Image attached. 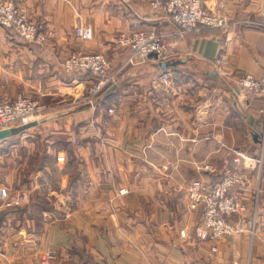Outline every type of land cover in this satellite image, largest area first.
<instances>
[{
    "label": "crops",
    "instance_id": "crops-1",
    "mask_svg": "<svg viewBox=\"0 0 264 264\" xmlns=\"http://www.w3.org/2000/svg\"><path fill=\"white\" fill-rule=\"evenodd\" d=\"M12 1L51 36L29 43L0 26V100L26 96L41 106L34 125L0 140V186L9 190L0 196V264H39L46 252L49 264H264V164L260 175L245 170L258 188L256 212L251 190L246 213L232 217L243 231L218 241L194 237L199 216L185 190L220 177L233 151H258L264 95L231 89L214 62L222 52L236 72L264 75L261 0L220 8L221 0H200L231 24L184 36L148 0ZM78 25L92 37H78ZM131 29L165 33L175 52L168 65H126L114 39ZM72 51L103 52L121 68L94 104L83 97L89 76L62 68Z\"/></svg>",
    "mask_w": 264,
    "mask_h": 264
},
{
    "label": "built area",
    "instance_id": "built-area-1",
    "mask_svg": "<svg viewBox=\"0 0 264 264\" xmlns=\"http://www.w3.org/2000/svg\"><path fill=\"white\" fill-rule=\"evenodd\" d=\"M130 5L131 0H119ZM155 13L165 17L177 28V33L184 36L189 33L197 34L204 27L228 28L231 20L222 13L203 6L200 0H148ZM226 0L219 1V8L223 7ZM259 14L264 26V0H261ZM248 22V21H246ZM234 24L237 21L232 22ZM257 24V22H251ZM0 25L10 29L17 36L31 43H43L49 34L39 31L12 0H0ZM75 34L82 39L92 37V29L87 25L75 27ZM118 47L129 49L130 55L127 63L131 65L143 64L149 60L159 62L174 57L171 45L167 41V35L155 29L149 30H122L114 39ZM62 68L68 73H83L89 76L90 84L87 88L85 101L90 102L93 93L116 84L114 73L111 71V63L107 55L98 51H72L62 61ZM216 74L224 80H231L236 88L244 95L250 97L264 95V75L256 78L245 72H236L228 67L222 52L218 54L214 62ZM41 106L26 96L6 98L0 100V130L30 123ZM112 111V109H109ZM264 113V110H263ZM19 124V125H18ZM258 151L251 156L245 152L233 151L232 166L225 168L220 177L212 182L192 180L186 187L187 206L191 210L200 209V218L195 228L194 236L198 240H219L233 236L242 231L233 220L232 216H243L247 211V199L254 190L253 209L257 208L258 188L252 187L251 177L245 170H256L261 174L264 164V127L258 132ZM58 161H63V156H56ZM244 170H242L240 167ZM208 169V166H204ZM9 190L0 186V196L7 197ZM20 200L26 199L22 193ZM254 214L250 234L254 235ZM185 231H180V236L185 237ZM211 251L215 252L216 246ZM54 258L52 252H46L40 258V264H48Z\"/></svg>",
    "mask_w": 264,
    "mask_h": 264
},
{
    "label": "rangeland",
    "instance_id": "rangeland-1",
    "mask_svg": "<svg viewBox=\"0 0 264 264\" xmlns=\"http://www.w3.org/2000/svg\"><path fill=\"white\" fill-rule=\"evenodd\" d=\"M3 1H5V0H3ZM120 2V1H119ZM121 3V2H120ZM121 4H123V3H121ZM19 7V6H18ZM20 8V7H19ZM23 10V9H22ZM23 12L25 13V11L23 10ZM26 14V13H25ZM27 16V15H26ZM28 18V17H27ZM33 23V22H32ZM34 24V23H33ZM35 26H36V24H34ZM1 26V25H0ZM3 27V26H2ZM37 27V26H36ZM7 29V28H6ZM149 30V29H148ZM14 33V32H13ZM42 33H44V34H49V36H51L50 34H51V32H47V33H45V32H42ZM15 34V33H14ZM16 35V34H15ZM49 36L47 37V38H45V40L43 41V43H41V44H44L45 43V41L49 38ZM19 37V36H18ZM19 38H21V37H19ZM22 39V38H21ZM22 40H24V39H22ZM25 41V40H24ZM27 42V41H26ZM31 43H33V42H31ZM37 44V43H36ZM39 44V43H38ZM117 46V45H116ZM118 47V46H117ZM119 48H121V47H119ZM122 50H127V52H128V57H129V55H130V50L129 49H125V48H122ZM105 54V53H104ZM106 55V54H105ZM127 57V58H128ZM109 58V57H108ZM109 60H110V58H109ZM110 63H111V71L114 73L113 75L115 76V81H116V83L118 82V76H119V74L121 73V68H116V66L115 65H113V62L110 60ZM125 64L126 65H130V66H138V65H140V64H138V65H131V64H128L127 63V59L125 60ZM66 72V71H65ZM68 73V72H67ZM218 76V75H217ZM120 77V76H119ZM221 78V77H220ZM222 80H224L223 78H221ZM225 81H231V80H225ZM232 82V81H231ZM233 83V85L234 86H231L230 88L232 89V88H236V85H235V83L234 82H232ZM114 85H116V84H114ZM113 85V86H114ZM89 86V85H88ZM112 87V86H111ZM111 87H108V88H105V89H102V90H99L97 93L95 92V93H93V104H94V102L95 101H97L98 99V97H99V100H100V98H101V96H102V94L103 93H105L107 90H109ZM88 88V87H87ZM233 91V90H232ZM86 94H87V91H86ZM84 98L85 97H87V95H84L83 96ZM28 98H30V97H28ZM30 99H32V98H30ZM1 100H4V99H1ZM33 100V99H32ZM33 101H35V100H33ZM36 102V101H35ZM38 104V103H37ZM39 105V104H38ZM109 109H112V111H109ZM114 112V109H113V107L112 108H108V113H110V114H112ZM32 122V121H31ZM30 122V123H31ZM19 125V124H18ZM23 125V124H22ZM10 138V137H9ZM8 138V139H9ZM13 138V137H12ZM257 140H258V138H257ZM5 152H7V151H5ZM58 156V155H57ZM60 156H62V155H60ZM251 156H253V155H251ZM194 180H197V179H194ZM199 180V179H198ZM119 193L120 194H124V190H119ZM187 199V198H186ZM21 201H23V200H20V198H18L17 199V203H19V202H21ZM187 204V203H186ZM187 206V205H186ZM187 208L189 209V210H191V208H189L188 206H187ZM192 211V210H191ZM194 211V210H193ZM195 211H197L198 212V216H199V218H200V215H201V213H200V209H198V210H195ZM233 217V216H232ZM199 221V220H198ZM198 221H197V223H198ZM197 223H196V225H195V227H194V232H195V228H196V226H197ZM185 231V230H184ZM242 231H243V229H242ZM250 233V232H249ZM195 237V236H194ZM229 237V236H228ZM182 238H184V237H182ZM226 238V237H225ZM223 239V238H222ZM220 240V239H219ZM211 241H214V240H211ZM216 241V240H215ZM218 241V240H217ZM211 250V249H210ZM41 258V257H40ZM52 260V259H51ZM51 260H49L48 261V264H49V262L51 261ZM39 264H40V261H39Z\"/></svg>",
    "mask_w": 264,
    "mask_h": 264
},
{
    "label": "water",
    "instance_id": "water-1",
    "mask_svg": "<svg viewBox=\"0 0 264 264\" xmlns=\"http://www.w3.org/2000/svg\"><path fill=\"white\" fill-rule=\"evenodd\" d=\"M159 65L160 66H167L168 63L165 61H162V62H159ZM215 74H216V72H214V75ZM32 125H34V123L31 122V123H27V124H23V125H19V126H14V127L9 128V129H2V130H0V140H4L6 138H9L10 136L17 134V133L25 130L26 128H28ZM253 138L257 140L258 134H254Z\"/></svg>",
    "mask_w": 264,
    "mask_h": 264
},
{
    "label": "trees",
    "instance_id": "trees-1",
    "mask_svg": "<svg viewBox=\"0 0 264 264\" xmlns=\"http://www.w3.org/2000/svg\"><path fill=\"white\" fill-rule=\"evenodd\" d=\"M83 74V73H82Z\"/></svg>",
    "mask_w": 264,
    "mask_h": 264
}]
</instances>
